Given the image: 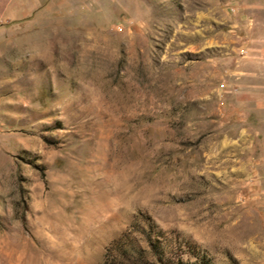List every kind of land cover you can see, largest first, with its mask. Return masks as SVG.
<instances>
[{"label": "rangeland", "instance_id": "1", "mask_svg": "<svg viewBox=\"0 0 264 264\" xmlns=\"http://www.w3.org/2000/svg\"><path fill=\"white\" fill-rule=\"evenodd\" d=\"M49 4L0 23V264H264L236 0Z\"/></svg>", "mask_w": 264, "mask_h": 264}, {"label": "crops", "instance_id": "2", "mask_svg": "<svg viewBox=\"0 0 264 264\" xmlns=\"http://www.w3.org/2000/svg\"><path fill=\"white\" fill-rule=\"evenodd\" d=\"M50 0H0V23L3 21L28 22L36 10ZM241 21L250 26L251 69L249 78L254 87V102L264 119V0H236ZM255 85V86H254ZM264 127V125H263Z\"/></svg>", "mask_w": 264, "mask_h": 264}]
</instances>
